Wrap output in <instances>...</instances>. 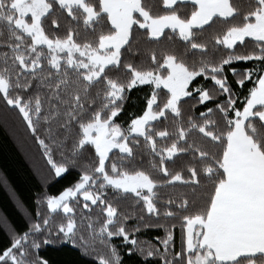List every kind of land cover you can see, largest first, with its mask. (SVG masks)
Listing matches in <instances>:
<instances>
[{
    "label": "snow or ice",
    "instance_id": "snow-or-ice-1",
    "mask_svg": "<svg viewBox=\"0 0 264 264\" xmlns=\"http://www.w3.org/2000/svg\"><path fill=\"white\" fill-rule=\"evenodd\" d=\"M10 119L49 180L0 264H264V0H0Z\"/></svg>",
    "mask_w": 264,
    "mask_h": 264
},
{
    "label": "trees",
    "instance_id": "trees-1",
    "mask_svg": "<svg viewBox=\"0 0 264 264\" xmlns=\"http://www.w3.org/2000/svg\"><path fill=\"white\" fill-rule=\"evenodd\" d=\"M142 88L144 91L130 93L126 112H134L141 106L147 86ZM45 180H49L48 166L38 145L15 119L0 120V243L6 241L9 227L23 226L25 211L32 208L34 197ZM57 180L59 183L49 181V192L55 193L62 185L70 183L72 176ZM162 234L149 230L141 239L155 243L154 238ZM47 254L55 264H91V259L81 256L71 244L52 248Z\"/></svg>",
    "mask_w": 264,
    "mask_h": 264
}]
</instances>
